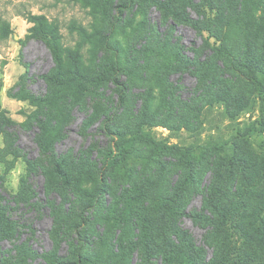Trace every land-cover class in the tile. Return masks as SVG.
I'll use <instances>...</instances> for the list:
<instances>
[{"label": "rangeland", "instance_id": "rangeland-1", "mask_svg": "<svg viewBox=\"0 0 264 264\" xmlns=\"http://www.w3.org/2000/svg\"><path fill=\"white\" fill-rule=\"evenodd\" d=\"M193 4L204 8L206 20L218 21L237 55L264 60V0H213L211 11L205 0H0V264H63L78 255L89 264H264V70L249 87L207 71L202 62L216 38L208 43L209 33L186 21L203 19ZM40 14L64 48L79 52L91 80L109 62L125 66L122 107L110 76L99 86L89 83L62 117L9 95L21 84L35 94L48 91L42 75L55 61L42 39L45 27L34 19ZM149 47L165 54L147 53ZM177 54L201 62L199 71L177 70ZM209 77L233 97H249L238 115L230 117L224 101L204 105ZM146 107L164 121L142 119ZM42 113L59 121L49 153L40 150L35 120L21 126ZM260 119L258 131L248 132ZM137 125L148 141L136 143L139 156L129 173L103 170L100 151L111 143L106 128L138 137ZM166 144L197 156L196 179L175 204L183 214L174 204L159 205L158 196L172 192L184 172ZM86 149L95 178L83 179L91 193L82 195L54 164L62 162L73 178ZM18 165L13 186L10 173ZM232 209L222 223L220 213Z\"/></svg>", "mask_w": 264, "mask_h": 264}, {"label": "trees", "instance_id": "trees-1", "mask_svg": "<svg viewBox=\"0 0 264 264\" xmlns=\"http://www.w3.org/2000/svg\"><path fill=\"white\" fill-rule=\"evenodd\" d=\"M208 4V8L211 11L213 7V0H205ZM198 4H193L196 11L199 13H203V19L199 20L198 18L186 17V21L191 24L193 27L198 29L199 31H207L209 41L210 39L215 37L216 41L214 44L210 45V54L205 59L204 63L207 71L215 72L220 75V79L222 76H229L227 80L235 83L237 79H243L245 86L249 87L253 85V80L260 83L257 72L259 70H264V60H260L252 55H237L235 50L226 44V38L220 35V30L216 27L218 24L217 20H206L207 14L205 13L204 8L198 7ZM34 19L37 21L39 25H43L45 27V31L42 34V39L46 42L49 47V50L52 54V57L55 61V66L53 69L42 75L44 80L47 83L48 91L43 94H35L32 92H28L24 89L23 84H21L18 89H11L9 91V95L17 98L19 100H29L33 105L38 107L41 110L49 111L51 109L52 112L55 110L58 111L57 116H64L66 112L64 111V107L70 105V103L79 102L81 97L88 93L90 88L89 83L92 86H99L107 80V77L110 76V79L115 86L118 98V105L122 107L126 103L127 92L129 90L128 80H124L122 78V74L126 72V68L120 62H109L105 64L103 71L100 76L91 80L88 76V73L85 67L82 66L80 54L78 51H71L70 49L64 48L60 41L59 36L56 34L55 28L48 26L47 20L44 15H36ZM220 43V44H218ZM147 53H151L154 55L163 56L164 50L160 48L149 47L147 48ZM166 58V55H165ZM176 64V69H191L194 72H198L201 65L199 61H197L194 57H185L183 54H177L173 60ZM173 67V66H172ZM241 75H244L245 78H242ZM235 79V80H234ZM205 86L208 88L206 91V101L204 105H213L218 101H224L226 112L230 117H234L238 115L247 105L249 97L244 96L243 94L238 93L233 97L231 91L220 84H214V79L209 77ZM230 86V85H229ZM221 90V91H220ZM229 91V92H228ZM231 93V95L229 94ZM80 98V99H79ZM168 106V105H167ZM197 110V108L195 109ZM149 108H144V111L141 115L144 120L158 121L163 122L160 118H154V116H149ZM197 117V116H196ZM31 120H35L39 127V138L38 145L40 150L46 153L50 151V145L53 141L54 131L57 128V124L59 123L58 119L55 116H50L47 113H42L40 116H31L29 115L28 119L21 125L22 127H28ZM4 123V120L1 119V125ZM262 120L260 119L256 124L247 128V131L251 134L258 131L260 128V124ZM185 125L193 130L197 129L193 126H190L188 122ZM138 126V125H137ZM136 126V127H137ZM170 126V125H169ZM135 127V128H136ZM172 128V126H170ZM198 127V126H197ZM140 131L141 126H138ZM107 134L111 137V143L104 147L101 151V160L104 168H110L114 166H119L120 171L125 175L129 173L130 162L136 159L139 156L138 147L136 146L138 141L147 140L148 134L140 131L138 137L128 136L124 130H114L110 128H106ZM226 142L220 145V147H224ZM219 146H215L218 148ZM163 148L167 149L169 153H173L178 156L179 162L182 164L184 172L182 175V179L176 184L175 188L172 192L167 195H159V205L163 208H168L171 204H174V210L176 213L180 212V207L176 208L178 198L182 191L190 184L194 183L196 179V168L194 165V156L197 158L196 154L190 148L180 146L178 144L172 145H164ZM88 150H84L82 155L79 157V161L77 162V172L76 175L72 178L70 174L66 171V168L62 162H56L54 164L57 173L61 176L63 182L67 184L75 182L76 186L80 189V193L82 195H89L91 192L82 187L83 179H94V173L90 168L89 154ZM228 171L229 175L233 174V165L234 162L232 159H228ZM178 211V212H177ZM232 211L221 212L220 216L221 222L226 223L225 217L230 216L233 213ZM86 210L83 209L80 213V219L84 223ZM183 214V210L180 212ZM224 217V218H223ZM150 229L145 227V236L148 237ZM91 259L86 256L78 255L77 258L71 262H65L63 264H89Z\"/></svg>", "mask_w": 264, "mask_h": 264}, {"label": "clouds", "instance_id": "clouds-1", "mask_svg": "<svg viewBox=\"0 0 264 264\" xmlns=\"http://www.w3.org/2000/svg\"><path fill=\"white\" fill-rule=\"evenodd\" d=\"M22 172V168L18 165L17 168H15L11 173H10V180L11 184L15 186L18 183V178L19 175Z\"/></svg>", "mask_w": 264, "mask_h": 264}]
</instances>
